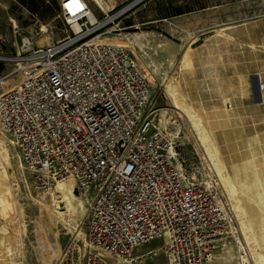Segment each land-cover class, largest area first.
Segmentation results:
<instances>
[{
	"label": "built area",
	"instance_id": "obj_1",
	"mask_svg": "<svg viewBox=\"0 0 264 264\" xmlns=\"http://www.w3.org/2000/svg\"><path fill=\"white\" fill-rule=\"evenodd\" d=\"M56 2L62 39L26 36L0 57L14 64L0 77V135L35 189L73 181L87 211L83 264H138L156 240L168 264H210L234 224L218 182L184 156L174 115L152 109L134 54L100 40L119 16Z\"/></svg>",
	"mask_w": 264,
	"mask_h": 264
},
{
	"label": "rangeland",
	"instance_id": "obj_2",
	"mask_svg": "<svg viewBox=\"0 0 264 264\" xmlns=\"http://www.w3.org/2000/svg\"><path fill=\"white\" fill-rule=\"evenodd\" d=\"M85 1L99 20L119 16L100 40L134 54L152 109L174 115L189 141L184 156L218 182L234 224L210 264H264V236L248 222L264 218V0H102L104 11ZM58 12L56 0H0V57L15 58L26 36L36 46L62 39L66 24ZM135 34L143 37L124 45ZM13 67L0 64V77ZM0 143L8 155L5 161L0 154V264H83L84 203L72 192L61 199L59 187L53 194L56 184L35 189L16 150L1 135ZM72 203L86 212L75 217ZM67 211L62 220L58 213Z\"/></svg>",
	"mask_w": 264,
	"mask_h": 264
},
{
	"label": "bare ground",
	"instance_id": "obj_3",
	"mask_svg": "<svg viewBox=\"0 0 264 264\" xmlns=\"http://www.w3.org/2000/svg\"><path fill=\"white\" fill-rule=\"evenodd\" d=\"M94 1V3L98 6V8L99 9H101V11H104L103 9H104V4H103V2H102V0H93ZM143 37V35H141V34H135V35H132V36H129V37H126V39H127V41H128V43H130V44H124V45H129V46H131V45H135V43L137 42V40H139L140 41V39ZM102 42H104V41H102ZM106 42V41H105ZM119 45H121V44H119ZM188 52V51H187ZM186 56V55H185ZM190 58V54L188 53V59ZM191 59H189V60H187L188 62L190 61ZM190 64H191V62H190ZM0 82H1V80H0ZM1 84V83H0ZM0 154L2 155V158H3V160H5V161H8V155H7V151L5 150V148H4V145H2L1 143H0ZM67 180H71L70 178L69 179H66V180H64V181H60V182H57V184L55 185V187H54V189H55V191H54V193L53 194H55L56 193V189L59 187V189H61L62 191L63 190H65L64 191V193L65 194H59L60 195V198L61 199H63V200H66V198H67V194H71V192L73 193V181L71 180L70 182L69 181H67ZM74 194V193H73ZM72 195V194H71ZM73 197L75 198V199H77V200H80L78 197H76V195H73ZM68 199V198H67ZM69 201H71V199L69 200ZM241 204V203H240ZM84 205V204H83ZM70 206V209H71V211H72V213L71 214H73V215H75V217H78V215L80 214V211L81 212H84L85 211V208H81L80 207V205H78V203H77V205H75L74 203H72V204H70L69 205ZM68 206V207H69ZM65 207V206H64ZM250 209V208H249ZM249 209H245L244 210V212H245V214H246V216H247V213H248V211L247 210H249ZM252 210V209H251ZM69 211H67V214H65V213H58V215L60 216V218L62 219V220H65V218L66 217H69V213H68ZM86 212V211H85ZM255 213V212H254ZM258 214V213H257ZM256 214V215H257ZM72 216V215H71ZM253 216H254V214H253ZM244 217H245V215H244ZM261 217V216H260ZM72 218V217H71ZM248 219H249V221L248 222H250V225H251V227H250V230L251 231H253V232H255V233H257V234H259V235H262V236H264V225L263 226H261L262 225V223H263V221H264V218L263 217H261V218H259V219H257V223L259 224V225H255L256 224V222L254 223L252 220H250V216H248ZM255 220V219H254ZM246 221H247V219H246ZM66 222V221H65ZM261 226V227H260ZM260 227V228H259ZM47 230H48V232L50 233V234H54L55 232H54V229H53V226L52 225H49L48 224V226H47Z\"/></svg>",
	"mask_w": 264,
	"mask_h": 264
},
{
	"label": "crops",
	"instance_id": "obj_4",
	"mask_svg": "<svg viewBox=\"0 0 264 264\" xmlns=\"http://www.w3.org/2000/svg\"><path fill=\"white\" fill-rule=\"evenodd\" d=\"M157 249V248H156ZM156 249H147L140 251L136 253V255L140 256L138 264H162L160 258V253L159 251H156Z\"/></svg>",
	"mask_w": 264,
	"mask_h": 264
},
{
	"label": "trees",
	"instance_id": "obj_5",
	"mask_svg": "<svg viewBox=\"0 0 264 264\" xmlns=\"http://www.w3.org/2000/svg\"><path fill=\"white\" fill-rule=\"evenodd\" d=\"M186 12H190V10L188 9V11H186ZM181 14H183V12L181 10H178V11H176L175 15H181Z\"/></svg>",
	"mask_w": 264,
	"mask_h": 264
},
{
	"label": "water",
	"instance_id": "obj_6",
	"mask_svg": "<svg viewBox=\"0 0 264 264\" xmlns=\"http://www.w3.org/2000/svg\"><path fill=\"white\" fill-rule=\"evenodd\" d=\"M73 193H74V195H77V193H76V191H75V190L73 191Z\"/></svg>",
	"mask_w": 264,
	"mask_h": 264
}]
</instances>
